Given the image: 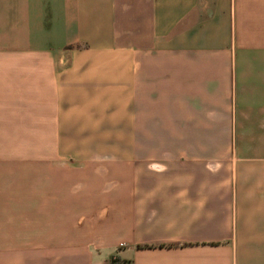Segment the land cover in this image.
<instances>
[{
	"label": "crops",
	"instance_id": "crops-1",
	"mask_svg": "<svg viewBox=\"0 0 264 264\" xmlns=\"http://www.w3.org/2000/svg\"><path fill=\"white\" fill-rule=\"evenodd\" d=\"M6 206L13 264H264V0H0Z\"/></svg>",
	"mask_w": 264,
	"mask_h": 264
},
{
	"label": "rangeland",
	"instance_id": "rangeland-1",
	"mask_svg": "<svg viewBox=\"0 0 264 264\" xmlns=\"http://www.w3.org/2000/svg\"><path fill=\"white\" fill-rule=\"evenodd\" d=\"M115 133L116 135H121L122 134V126L121 124H117L115 125ZM71 148V146H68V152L69 149ZM70 163V162H69ZM68 163V199L72 198L74 196V186H75V179L76 178H80V176L75 175L74 169L78 168L81 169L82 168V172H83V183H87L89 184L90 182V178H91V173L88 171V169L90 168H96V167H91V163L90 162H81V165H77L76 163L73 164H69ZM76 166V167H75ZM4 167H7L4 170H11L13 168H15L14 165H4ZM72 167V168H70ZM15 170H12V172H14ZM23 178L25 177H21L18 178L17 176H11L8 175L6 178L4 179H8L6 182H4V184L10 186V184H12V180H17V181H21ZM79 183V181H78ZM18 187L15 185L14 189L12 190V192L10 191L9 193H7L8 196H6L4 193L3 195V200H9L10 198L14 197V195H16V191H17ZM69 204H73V201H69ZM69 206V205H68ZM73 210L74 208H67L68 211V215H67V220H68V234H74V222H73V218L71 217V213L73 214ZM22 215V216H26V208H12L10 206H6L5 208H0V221H3V225L4 223H7L8 227H10V225L17 220V215ZM73 240L68 239V243L72 242ZM17 242V241H16ZM19 242V241H18ZM74 242V241H73ZM15 240H11V239H0V247H5L8 245V247H10V244H14ZM0 258L2 259L4 264H13V259L14 257L10 256V255H3L0 256Z\"/></svg>",
	"mask_w": 264,
	"mask_h": 264
},
{
	"label": "trees",
	"instance_id": "trees-1",
	"mask_svg": "<svg viewBox=\"0 0 264 264\" xmlns=\"http://www.w3.org/2000/svg\"><path fill=\"white\" fill-rule=\"evenodd\" d=\"M107 264H120V259L116 256H111L109 257Z\"/></svg>",
	"mask_w": 264,
	"mask_h": 264
}]
</instances>
